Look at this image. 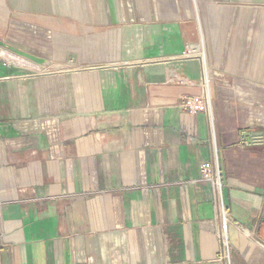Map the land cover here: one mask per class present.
<instances>
[{
	"label": "crops",
	"instance_id": "obj_1",
	"mask_svg": "<svg viewBox=\"0 0 264 264\" xmlns=\"http://www.w3.org/2000/svg\"><path fill=\"white\" fill-rule=\"evenodd\" d=\"M5 39L52 70L0 61V264H224L205 163L264 264V0H0Z\"/></svg>",
	"mask_w": 264,
	"mask_h": 264
},
{
	"label": "built area",
	"instance_id": "obj_2",
	"mask_svg": "<svg viewBox=\"0 0 264 264\" xmlns=\"http://www.w3.org/2000/svg\"><path fill=\"white\" fill-rule=\"evenodd\" d=\"M192 50V49H191ZM194 52V51H193ZM191 52L187 56H191ZM201 65H202V81L200 82L201 92L198 96H184L182 97L181 106L182 109L187 110L190 114L204 113L207 117L208 123H210L211 130L213 131V115L214 108H212L211 95L209 94L208 87L210 79L208 78V68L205 63L204 53L201 52ZM15 59H13L14 61ZM7 66V64H4ZM260 138L252 139L251 143H259ZM201 179L198 182L208 183L211 188V197L213 212L215 213L216 223V236L220 241L219 259L224 264H230V241L228 239V232L231 225H235L234 220L230 218L229 211L225 206L223 197V187L221 173L217 164L205 163L201 167ZM237 226V225H236ZM239 230H244L237 226Z\"/></svg>",
	"mask_w": 264,
	"mask_h": 264
},
{
	"label": "rangeland",
	"instance_id": "obj_3",
	"mask_svg": "<svg viewBox=\"0 0 264 264\" xmlns=\"http://www.w3.org/2000/svg\"><path fill=\"white\" fill-rule=\"evenodd\" d=\"M5 45L8 46V41H6V39L4 42L0 41V61L3 65L7 64L8 68H22L21 70H24L30 75H43L51 72V68L44 67L42 64L34 65L23 57L10 54L9 50L5 48ZM13 59L15 60L13 61Z\"/></svg>",
	"mask_w": 264,
	"mask_h": 264
}]
</instances>
